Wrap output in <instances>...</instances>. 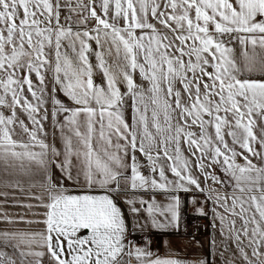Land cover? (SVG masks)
Returning a JSON list of instances; mask_svg holds the SVG:
<instances>
[{
	"label": "snow or ice",
	"instance_id": "1",
	"mask_svg": "<svg viewBox=\"0 0 264 264\" xmlns=\"http://www.w3.org/2000/svg\"><path fill=\"white\" fill-rule=\"evenodd\" d=\"M0 264H264V0H0Z\"/></svg>",
	"mask_w": 264,
	"mask_h": 264
},
{
	"label": "crops",
	"instance_id": "2",
	"mask_svg": "<svg viewBox=\"0 0 264 264\" xmlns=\"http://www.w3.org/2000/svg\"><path fill=\"white\" fill-rule=\"evenodd\" d=\"M237 55H239V50L238 49H237ZM93 62H94V58H93ZM101 75L102 74H96L94 76L95 82H97V83L100 82ZM135 78L138 81L140 77L137 74ZM64 99H66V98H64ZM222 191H230V189L222 190ZM185 222L188 225H192L193 224V225H196L197 227L208 223V221L205 220L204 218L196 216L195 214H193L191 212H188L186 214ZM209 231H210V229H205L203 227H199L197 233L195 234L196 238L199 239L202 243H205L207 241V239H208ZM171 242H172L173 250L178 252L181 258H194L197 254L204 255L206 250H207L205 248L200 253H196L192 248H185L184 244H186V239L183 242H181V241H178L175 237H172L171 238ZM155 247H156V245L154 243V249H155ZM159 251H160L161 254H164L165 253V248L163 246H160L159 247ZM185 253H187L186 256H185Z\"/></svg>",
	"mask_w": 264,
	"mask_h": 264
},
{
	"label": "built area",
	"instance_id": "3",
	"mask_svg": "<svg viewBox=\"0 0 264 264\" xmlns=\"http://www.w3.org/2000/svg\"><path fill=\"white\" fill-rule=\"evenodd\" d=\"M189 226V228H190V231L192 232V233H197V231H198V227L196 226V225H188Z\"/></svg>",
	"mask_w": 264,
	"mask_h": 264
},
{
	"label": "rangeland",
	"instance_id": "4",
	"mask_svg": "<svg viewBox=\"0 0 264 264\" xmlns=\"http://www.w3.org/2000/svg\"><path fill=\"white\" fill-rule=\"evenodd\" d=\"M138 82H140V78H139ZM144 86L147 87V82H144ZM10 210L18 211V209H10Z\"/></svg>",
	"mask_w": 264,
	"mask_h": 264
}]
</instances>
